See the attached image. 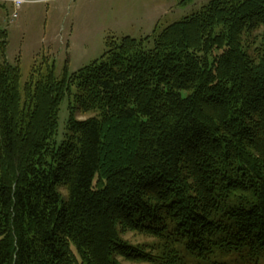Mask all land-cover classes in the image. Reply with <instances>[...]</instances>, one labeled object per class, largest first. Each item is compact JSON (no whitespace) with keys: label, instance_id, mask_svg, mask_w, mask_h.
Instances as JSON below:
<instances>
[{"label":"trees","instance_id":"obj_1","mask_svg":"<svg viewBox=\"0 0 264 264\" xmlns=\"http://www.w3.org/2000/svg\"><path fill=\"white\" fill-rule=\"evenodd\" d=\"M6 39L0 264H264V0H208L22 92Z\"/></svg>","mask_w":264,"mask_h":264},{"label":"rangeland","instance_id":"obj_2","mask_svg":"<svg viewBox=\"0 0 264 264\" xmlns=\"http://www.w3.org/2000/svg\"><path fill=\"white\" fill-rule=\"evenodd\" d=\"M208 0H24L15 11L11 3L0 2V27L7 33L5 61L19 67V89L38 81L52 70L55 81L65 72L70 77L98 60L108 39L119 42L129 37L142 42L143 50L153 46V32L197 12ZM15 15V16H14ZM148 40L146 41V39ZM3 58H0L2 62ZM75 90L65 97L58 115L59 145L67 130L69 105ZM93 114L81 116L85 120ZM63 194V190L58 188ZM132 244H152L151 238L126 232ZM124 264H135L124 262Z\"/></svg>","mask_w":264,"mask_h":264},{"label":"built area","instance_id":"obj_3","mask_svg":"<svg viewBox=\"0 0 264 264\" xmlns=\"http://www.w3.org/2000/svg\"><path fill=\"white\" fill-rule=\"evenodd\" d=\"M0 2L1 3H11L13 5L15 11H17L22 6V4L24 3V0H0Z\"/></svg>","mask_w":264,"mask_h":264}]
</instances>
